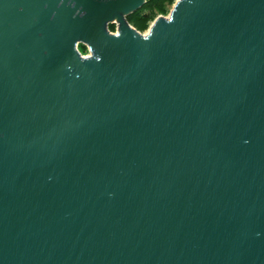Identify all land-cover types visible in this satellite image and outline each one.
<instances>
[{"label": "water", "instance_id": "95a60500", "mask_svg": "<svg viewBox=\"0 0 264 264\" xmlns=\"http://www.w3.org/2000/svg\"><path fill=\"white\" fill-rule=\"evenodd\" d=\"M144 2L0 0V264H264V0Z\"/></svg>", "mask_w": 264, "mask_h": 264}, {"label": "trees", "instance_id": "16d2710c", "mask_svg": "<svg viewBox=\"0 0 264 264\" xmlns=\"http://www.w3.org/2000/svg\"><path fill=\"white\" fill-rule=\"evenodd\" d=\"M175 0H145L141 7L126 16L127 21L139 31H144L149 23L159 14L165 15L169 12L170 6ZM108 28L113 31L114 24H108ZM81 53L86 52V46L78 45Z\"/></svg>", "mask_w": 264, "mask_h": 264}, {"label": "rangeland", "instance_id": "374dc122", "mask_svg": "<svg viewBox=\"0 0 264 264\" xmlns=\"http://www.w3.org/2000/svg\"><path fill=\"white\" fill-rule=\"evenodd\" d=\"M172 8V5L170 6V9ZM169 9V10H170ZM160 15V14H159ZM167 14H165V16H166ZM151 23V22H150ZM150 23H149V25H150ZM148 25V26H149ZM148 28V27H147ZM147 28L144 30V31H141L142 33H144V32H146V30H147ZM116 31V29L114 28V30H113V32H115ZM90 52L88 51V49L86 48V52H84V53H82L83 55H88Z\"/></svg>", "mask_w": 264, "mask_h": 264}, {"label": "flooded vegetation", "instance_id": "af4514ba", "mask_svg": "<svg viewBox=\"0 0 264 264\" xmlns=\"http://www.w3.org/2000/svg\"><path fill=\"white\" fill-rule=\"evenodd\" d=\"M115 26H116V25L114 24V28H115Z\"/></svg>", "mask_w": 264, "mask_h": 264}]
</instances>
